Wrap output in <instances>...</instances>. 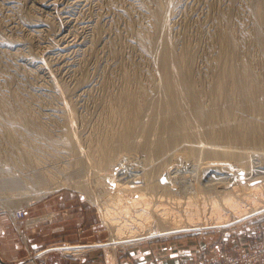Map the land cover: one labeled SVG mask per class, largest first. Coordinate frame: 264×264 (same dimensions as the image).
Returning a JSON list of instances; mask_svg holds the SVG:
<instances>
[{
    "label": "rangeland",
    "instance_id": "374dc122",
    "mask_svg": "<svg viewBox=\"0 0 264 264\" xmlns=\"http://www.w3.org/2000/svg\"><path fill=\"white\" fill-rule=\"evenodd\" d=\"M45 1L0 0V106L12 109L11 114L0 110V179L15 183L20 180L17 186L0 188V264H39L51 255L76 260L89 251L99 252L103 264H110L106 252L117 259L127 249L155 238L167 239L191 232H213L221 239L196 262L188 264H244L255 258L264 262V250L259 248L264 245L260 230L256 231L252 245L237 244L232 253L227 247V239L264 217V202L259 206L246 201L243 206L246 211L240 207L222 221L205 224L185 221L182 212V202L195 189L205 165L235 166L243 162L245 152H251L252 157L263 163L260 169L264 171V141L253 138L230 144L219 137L214 147L222 149L225 145L232 155L241 152L239 157L233 155L232 162L204 160L202 152L188 149L192 143L195 148L210 146L198 134L192 135L189 142L181 141L160 153L154 150L157 141L169 135L164 124L162 102L166 95L159 55L165 43L171 47L173 57L190 56L182 67L201 89L205 108L213 99L210 88L222 80L219 77L227 58L232 62L239 55L243 59L246 56L254 77L264 85V41L250 38L255 29L264 33V0H261L260 17L255 13L258 0H56L52 10L41 6ZM156 10L161 12L162 21L154 18ZM225 28L236 41L235 49L227 53L219 38ZM137 86L146 89L150 98L141 107L140 127L138 124L130 138L133 142L128 146L116 142L102 145L106 134L113 132L115 139L123 128V103L119 95L124 89ZM220 102L223 107L224 102ZM233 112V121L260 120L252 112L246 115L239 107ZM26 118L35 120L46 136L26 129L22 123ZM190 120L193 129L204 128L193 118ZM216 121L221 123L223 118L218 116ZM141 126L147 129L141 131ZM68 138L74 142L75 150L63 146ZM101 155L113 159L100 164ZM167 168L169 173L164 182L168 189L161 192L158 180ZM40 169L50 175L49 185L53 188L36 197L38 191L29 183L28 174ZM75 181H81L86 192L70 184ZM133 184L138 187L128 189ZM218 190L217 194L221 195L223 191ZM140 192L151 196L159 210L162 205L172 210L169 218L165 224L157 225L154 219H160L156 213L150 222H145L150 226L149 232L144 230L133 241L114 242L113 224L108 223L103 210L114 207L118 210L116 197L129 205ZM201 192L207 198L214 195L204 192L203 186ZM170 197L182 201L175 204ZM140 208L137 204L131 210ZM113 216L117 220L123 218ZM126 222L133 226L132 221ZM27 230L34 231L29 237L42 242V248L31 254L29 260L25 256L3 257L5 239L19 234L20 239L15 238V242L22 244V239L27 240L24 235ZM96 243L103 246H94ZM69 245H81L83 249L72 252Z\"/></svg>",
    "mask_w": 264,
    "mask_h": 264
},
{
    "label": "bare ground",
    "instance_id": "6f19581e",
    "mask_svg": "<svg viewBox=\"0 0 264 264\" xmlns=\"http://www.w3.org/2000/svg\"><path fill=\"white\" fill-rule=\"evenodd\" d=\"M55 1L56 0H46L41 6L52 10L51 7L57 3V2L55 3ZM261 2H262L261 0H258L256 7H255V13L258 14V17H260L259 11H261L260 10L261 9L260 7L262 5ZM42 11L43 10H41V12ZM160 13L159 11L156 10L153 12V16L155 19H160L162 21L163 19ZM154 21L156 23V20ZM161 21H159V23ZM161 24L162 22L160 23V25ZM263 34H264L263 31L261 30L258 31V29H255L254 32L252 33V36L251 37L249 36V37L253 38L256 41L257 40L264 41ZM64 37L65 35H63V37L61 36L60 38H64ZM219 38L221 40V44L223 45V49L226 51V53H227V50L231 51L235 49L236 41L234 42V40L232 39L231 33L228 29L225 28L222 31H220ZM169 47H168V43L166 42L164 46V51L162 50V54H159L161 57L160 67L162 70V80L161 81H162L163 89L166 95V100L163 101L162 98H160V100L162 99L163 101V102L161 101L162 108L164 109V115H166L164 116L166 119L164 124L166 126L165 128H167L168 130L169 135L167 138L160 139L157 141L156 147L155 148L153 147L155 152L160 153L161 151L168 148L169 146H176L181 141L189 142V138L192 135L198 134L199 136L202 135L203 137H205L207 140L206 143L210 144V146H207L205 149H202L201 145L198 147L196 146L197 148H195L193 147L194 144L192 143L193 144V145L191 144L192 146L191 145L187 146L188 149H190L194 153L202 152L204 154L203 155L204 160L223 159V160H226L227 162H232V160L235 158V156L233 155H236L239 157L241 156V152H238L232 155L229 148H225V145L222 146L223 147L222 149L214 147L215 141L219 137H221V139L227 140V142L230 144L234 142L243 143L245 141L252 140L253 138L264 141V85L257 77H254L253 71H252L253 69L251 65L249 64L248 61L245 60L246 56H245V59H243L242 57L240 58L239 57L240 55H239L238 57L234 58L232 62H229V58L224 60L227 65L225 66V68H223L222 76L219 77V78H222V80L217 82L213 87L210 88V93L212 94L213 99L211 100L209 107L205 108L203 100L201 98V91H200L201 89L199 90L198 86H196L195 84V81L189 75L186 74L185 70L182 67L184 60L188 62L187 59H189L190 56H187L184 54V55H181L183 58L179 56L173 57L169 51L171 47L170 48ZM219 49L221 48L219 47ZM44 65H45V62H44ZM45 67L47 66L45 65ZM48 72L50 73V71ZM145 90L146 89H144L143 87L137 86L136 89L127 88V89H124L120 95L117 94V97L119 95L118 98L122 101L121 103H123V106L121 104L122 106L121 115L124 120L123 121L124 125L121 131L118 133L117 138L113 139L112 137L114 135L113 132H112L113 135L109 133L108 135L106 134V136H104V139L102 141V145L107 146V145H110L116 142V143H120V144L128 146L130 145L128 143L134 140V139L130 140V138L132 137L133 132H136L135 130L138 124H139L138 127H140V122L138 118L141 112V107L143 104H145L147 99L150 98L147 96V93ZM220 101L224 102L223 107H220L219 105L221 103ZM157 103L159 104V102ZM235 106H237L236 109H235ZM238 107L240 108L241 111L242 110L246 111L247 112L246 115L252 112L255 116L256 115L259 116L260 117L259 122H249L244 119H236V120L234 119L233 121L232 120L233 113H234L233 109L234 111H236ZM0 110L3 112H7L8 114L12 113L11 112L12 109L8 106L1 105ZM238 113H240L241 115L243 114L241 112H238ZM218 116L223 118V121L221 123H217L216 121V118ZM192 118L198 123L200 127L203 126L204 128L202 127L203 128L202 130L197 129V127L196 129H193L191 126L192 122L190 120ZM255 120L256 119H254V121ZM22 123L24 124L26 129L35 131L39 135L46 136L45 130H43L40 127V125L36 123L35 120H32V119L27 120L26 118V120L23 121ZM157 127H161V126L158 125ZM162 128L164 129V127ZM140 129L141 131H143L144 129L146 130L147 127L141 126ZM65 142L66 143L64 145L62 144L63 146H66L74 150L76 149L74 142L72 141L71 138L66 139ZM102 148L104 147L102 146ZM107 149H110V148H107ZM104 151L106 150H103L102 152ZM251 157H252L251 152H245V157H242L243 162L237 165L235 164V166L228 165V166L215 167V166L205 165L204 167H202L199 177L196 180V183L194 186L195 189L192 192H190L189 195L182 202L184 204L182 212H184L185 214L184 215L185 221L189 223L193 222L194 224H199V223L205 224L206 222H219L225 219L229 214L233 213V211H238L240 207H242L243 210L246 211L247 208L243 207L244 202L246 201L254 202L260 206V202L261 201L264 202V171L260 169L261 168L260 165H263V163L257 161L254 156L252 158ZM112 159L113 157H109V156L107 157V155H101L98 158V162L100 164L107 163ZM42 169L36 170V171L32 170V172L28 174L29 176H31V180L29 181V183L33 187H35L38 191L35 195L36 197H39L43 194L50 192V190L53 188V186L49 185V182L51 180L50 175L47 174ZM167 173H169L168 168L164 171V173L160 175V178L158 180V185L162 189L161 192H165L164 189H168V184L164 182L165 181L164 178H166L165 175ZM170 173L172 172L170 171ZM215 174H221L222 179H220L221 177H214ZM28 175L27 177H29ZM231 176L233 178H231ZM19 181L20 180L17 179L15 183L13 181L0 179V188L6 189L12 186L14 187V185L17 186L18 185L17 183ZM70 184L73 187L78 188L79 190L83 192H86L85 187L83 186L81 181L71 182ZM136 185L132 187L128 186V189H133V188L138 187ZM202 186H203L204 192L206 191L212 192L214 195L211 196L210 198H207L204 194L202 195V192H201ZM218 188H220L223 191L221 195L217 194V192H219ZM134 190L139 191V189H134ZM236 191H239V192L235 193ZM238 195H241V196H238ZM158 198H161V195H159ZM170 200L175 202V204H179L182 201L180 198H175V197H170ZM117 201L120 202L121 199L116 197L115 202L118 204L117 205L118 210L116 209V207H114L113 209H104L102 212L103 216L106 217V219H108V223L110 225L113 224L111 230H112V233H114V236H113L114 242H116L117 240L133 241L134 239H136V237H138L139 233L143 234L142 232L144 230L147 229V231L149 232L151 230L149 229L150 226L148 228L145 222H150L153 216L156 215V213H157L156 216H158L160 221H158L157 218H155L154 219L155 224L157 225L165 224L166 222L165 220L169 218L168 214L172 211V210H169L167 207L163 206L162 204H159V205H162L161 210H159L160 208L158 207V204L153 203L151 196L147 197L142 192L137 194V198L132 199L129 205L126 204L127 202L125 203L121 201V203H118ZM137 204L141 205L140 210L132 211L131 210L132 207L136 206ZM207 205H208V208L206 207ZM113 215H120L121 217L127 218V219L122 218L120 220H117L116 216L114 217ZM138 219L139 221H137ZM126 220L132 221L133 226H129ZM148 232L145 231L144 234L146 235L148 234Z\"/></svg>",
    "mask_w": 264,
    "mask_h": 264
},
{
    "label": "crops",
    "instance_id": "0c3cea01",
    "mask_svg": "<svg viewBox=\"0 0 264 264\" xmlns=\"http://www.w3.org/2000/svg\"><path fill=\"white\" fill-rule=\"evenodd\" d=\"M62 199L60 197V200ZM69 199L72 200V196ZM257 230H260L264 237V217L254 221L248 227L241 228L235 237L227 239L229 240L227 241L229 252H234L237 244L252 245ZM33 232V230L24 232L27 240L22 239L24 241L22 244L15 242V238L19 241V234L14 233L12 239H5L6 246L2 250L4 254L2 256L9 259H18L19 256H25L29 260L31 258L30 255L40 250L43 245L39 240L29 237ZM219 238L221 239V236L213 232H191L167 239L155 238L144 244L142 243L141 245L127 249L117 259L112 257L114 254L110 256L107 252L106 257L110 264H188L196 262L200 255L206 253L207 249L216 245V241ZM93 245L103 246L100 243ZM69 246L72 248V252L83 249L81 245ZM39 264H103V262L99 252L89 251L76 260L66 259L61 255H51L45 261H40Z\"/></svg>",
    "mask_w": 264,
    "mask_h": 264
},
{
    "label": "built area",
    "instance_id": "2783aa9c",
    "mask_svg": "<svg viewBox=\"0 0 264 264\" xmlns=\"http://www.w3.org/2000/svg\"><path fill=\"white\" fill-rule=\"evenodd\" d=\"M259 248L261 249V250H264V245H260L259 246ZM243 252V251H242ZM264 256V255H263ZM244 264H264V262H262V261H259L258 259H250V260H246L245 262H244Z\"/></svg>",
    "mask_w": 264,
    "mask_h": 264
}]
</instances>
